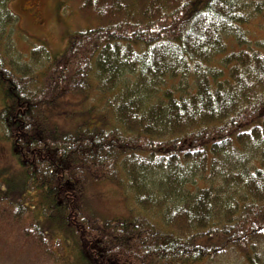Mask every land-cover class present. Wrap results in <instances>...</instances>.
Listing matches in <instances>:
<instances>
[{
    "label": "trees",
    "instance_id": "16d2710c",
    "mask_svg": "<svg viewBox=\"0 0 264 264\" xmlns=\"http://www.w3.org/2000/svg\"><path fill=\"white\" fill-rule=\"evenodd\" d=\"M9 2L0 0V136L75 256L264 264V31L250 28L264 0H61L86 26L59 53L34 45L21 56L9 46L14 29L24 42ZM69 96L85 121L62 127L64 108L51 124ZM104 182L139 213L99 218L87 196ZM28 211L0 190L12 228ZM30 219L23 234L55 261L52 234Z\"/></svg>",
    "mask_w": 264,
    "mask_h": 264
},
{
    "label": "rangeland",
    "instance_id": "374dc122",
    "mask_svg": "<svg viewBox=\"0 0 264 264\" xmlns=\"http://www.w3.org/2000/svg\"><path fill=\"white\" fill-rule=\"evenodd\" d=\"M8 6L17 19L18 31L24 41L17 39L18 36L14 29L10 35L9 46H17L16 53L19 56L21 54L25 55L27 50L34 45L44 46L50 54L59 53L66 44L69 30L86 26V23L77 19L75 14L67 16L68 10L61 0H10ZM250 28L259 35L260 32L264 31V11L261 16L255 19ZM252 36L256 35L252 34ZM79 99V96L63 98L64 105L57 107V113L55 115L48 114L50 123L54 125L55 118L59 114H61L59 118L63 117L64 108L69 111L66 112L69 120L62 121V127L70 128L71 125L74 127L76 124L85 121V117L80 115V110L83 109L81 105H78ZM2 106L3 101L0 95V109ZM0 190L7 191L14 199L24 201L30 211L21 217L19 222L20 232L19 229L12 228L18 224L11 220L8 212L4 217H0V264H60L59 262L83 264L73 252L72 237L62 231L56 225L57 223L49 218L56 215V210L49 209V200L41 199V194L38 191L25 185V175L12 156L9 143L1 136ZM87 199L92 210L102 219L129 218L139 213V209L130 198V195L107 182L92 185L88 190ZM32 217L40 223V230L44 228L52 234L51 244L53 246L51 251L56 255L54 256L56 262L49 257L50 255H46L37 249L38 245L34 240L32 241L23 234L24 227L32 220L30 219ZM19 234L24 236L22 239L20 237L19 240H16V236L19 237ZM237 261L238 258H227V264H237ZM203 264H207V262ZM211 264L225 263L217 259L216 262Z\"/></svg>",
    "mask_w": 264,
    "mask_h": 264
}]
</instances>
